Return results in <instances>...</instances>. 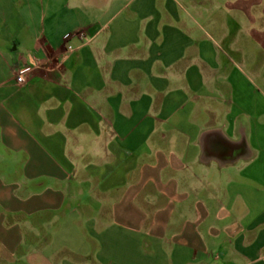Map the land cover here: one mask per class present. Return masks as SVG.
Wrapping results in <instances>:
<instances>
[{"label": "crops", "instance_id": "1", "mask_svg": "<svg viewBox=\"0 0 264 264\" xmlns=\"http://www.w3.org/2000/svg\"><path fill=\"white\" fill-rule=\"evenodd\" d=\"M0 264H264V0H0Z\"/></svg>", "mask_w": 264, "mask_h": 264}, {"label": "built area", "instance_id": "2", "mask_svg": "<svg viewBox=\"0 0 264 264\" xmlns=\"http://www.w3.org/2000/svg\"><path fill=\"white\" fill-rule=\"evenodd\" d=\"M73 36H76L77 38H79L81 42H83V39L85 38V34L82 30H76L73 33ZM74 49L75 47L68 41V38H67V41L65 43V53L69 54ZM47 60L32 58L28 63L23 64L22 66L17 68L14 73L15 83L18 85L25 83L27 79L29 78L30 74L32 73V70L36 67L43 66L44 63L46 64L45 67H49L50 64L49 65L47 64L46 62Z\"/></svg>", "mask_w": 264, "mask_h": 264}]
</instances>
